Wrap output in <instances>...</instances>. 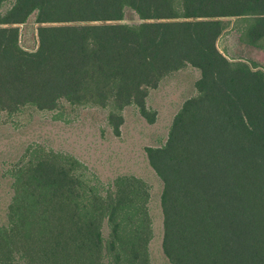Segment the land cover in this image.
<instances>
[{"label": "trees", "instance_id": "1", "mask_svg": "<svg viewBox=\"0 0 264 264\" xmlns=\"http://www.w3.org/2000/svg\"><path fill=\"white\" fill-rule=\"evenodd\" d=\"M223 18H233L231 27ZM234 38L233 56L216 40ZM264 0H0V117L64 103L131 106L194 70L165 139L143 147L156 175L168 264H264ZM75 156L28 144L8 167L0 264H150V185H98Z\"/></svg>", "mask_w": 264, "mask_h": 264}, {"label": "rangeland", "instance_id": "2", "mask_svg": "<svg viewBox=\"0 0 264 264\" xmlns=\"http://www.w3.org/2000/svg\"><path fill=\"white\" fill-rule=\"evenodd\" d=\"M228 27L233 18H223ZM224 31L216 40L218 49L233 56L234 38ZM264 63V59H257ZM194 70L184 68L171 74L146 96L156 108L148 123L131 106L122 110L123 121L115 135L106 122V109L94 106H64L52 110H25L15 117H0V223L11 195L8 167L31 143L75 156L90 181L101 185L116 174H133L150 185L149 213L153 235L148 243L150 264H168L162 254L159 181L146 161L143 147L163 142L173 112L185 97L194 93Z\"/></svg>", "mask_w": 264, "mask_h": 264}, {"label": "water", "instance_id": "3", "mask_svg": "<svg viewBox=\"0 0 264 264\" xmlns=\"http://www.w3.org/2000/svg\"><path fill=\"white\" fill-rule=\"evenodd\" d=\"M258 58H260V59H264V50H260V51H259Z\"/></svg>", "mask_w": 264, "mask_h": 264}]
</instances>
